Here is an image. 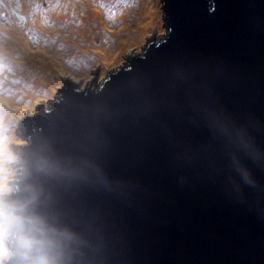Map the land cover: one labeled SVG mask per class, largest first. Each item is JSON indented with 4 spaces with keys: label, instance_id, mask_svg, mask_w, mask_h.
I'll list each match as a JSON object with an SVG mask.
<instances>
[{
    "label": "water",
    "instance_id": "obj_1",
    "mask_svg": "<svg viewBox=\"0 0 264 264\" xmlns=\"http://www.w3.org/2000/svg\"><path fill=\"white\" fill-rule=\"evenodd\" d=\"M162 14L161 42L22 117L7 264H264V0Z\"/></svg>",
    "mask_w": 264,
    "mask_h": 264
},
{
    "label": "rangeland",
    "instance_id": "obj_2",
    "mask_svg": "<svg viewBox=\"0 0 264 264\" xmlns=\"http://www.w3.org/2000/svg\"><path fill=\"white\" fill-rule=\"evenodd\" d=\"M146 5L156 12L151 24L140 22V9ZM166 33L162 0H0V42L6 41L0 45V194L12 191L17 170L12 146L27 144L20 132L22 117H36L38 106L52 110L61 99L59 90L69 85L81 93L94 68L96 84H102L127 67L128 57L141 56ZM99 50L108 52L106 65ZM30 82L36 84L32 95L23 90ZM2 219L0 207V250L10 256V233Z\"/></svg>",
    "mask_w": 264,
    "mask_h": 264
},
{
    "label": "bare ground",
    "instance_id": "obj_3",
    "mask_svg": "<svg viewBox=\"0 0 264 264\" xmlns=\"http://www.w3.org/2000/svg\"><path fill=\"white\" fill-rule=\"evenodd\" d=\"M137 1V0H136ZM125 2V1H124ZM142 2V1H141ZM102 14V16L104 17V14H105V11L104 12H101ZM97 16H98V14L97 13H95ZM155 14H156V12H155V10H154V8L153 7H151V9L149 10L148 9V5H146V6H143L142 7V9H140V12H139V17H140V22L142 23L143 21H145V22H148V24H151L152 23V21H153V19H154V17H155ZM91 18H93L94 17V11H91L90 12V15H89ZM100 26V25H99ZM90 34H91V32H90ZM129 35H130V33H129ZM84 36H83V34L81 35V39L83 38ZM6 43V41L5 40H3L2 42H0V45L3 47V45ZM83 43H84V45H85V47L86 48H88V46L90 45V43H89V40L88 39H86L85 41H83ZM105 53H107L108 54V52H103V51H101V50H99L98 51V55L99 56H103V57H99V58H101L102 60H103V62L102 63H105V65L107 64V60H108V58H106L105 57ZM73 56H76V55H73ZM103 65V64H102ZM105 65H103V66H105ZM36 84L34 83V82H30L29 84H27L26 86H25V88L23 89L24 91H26V93L28 94V95H32L35 91H36ZM3 109V107L0 105V110H2ZM17 144H19V142H17Z\"/></svg>",
    "mask_w": 264,
    "mask_h": 264
},
{
    "label": "clouds",
    "instance_id": "obj_4",
    "mask_svg": "<svg viewBox=\"0 0 264 264\" xmlns=\"http://www.w3.org/2000/svg\"><path fill=\"white\" fill-rule=\"evenodd\" d=\"M24 141H26V140H24ZM14 156L17 159V156L15 155V153H14ZM12 166L14 167L13 164H12ZM5 191H7V189H5ZM4 222H5V225H6L7 224V213L6 212L4 214ZM40 230L42 231V229H40ZM5 238H6V233H5ZM42 244H43V241H39V240H30V239H26V238H23V237H21L19 239V245H20L21 248H28V247L33 246V245H42ZM8 260H9V254L7 253V251L6 250H0V264H7ZM33 264H60V261L57 260V259L49 258L46 255H39L33 261Z\"/></svg>",
    "mask_w": 264,
    "mask_h": 264
},
{
    "label": "trees",
    "instance_id": "obj_5",
    "mask_svg": "<svg viewBox=\"0 0 264 264\" xmlns=\"http://www.w3.org/2000/svg\"><path fill=\"white\" fill-rule=\"evenodd\" d=\"M17 144V143H16ZM13 167V166H12ZM14 168V167H13Z\"/></svg>",
    "mask_w": 264,
    "mask_h": 264
}]
</instances>
